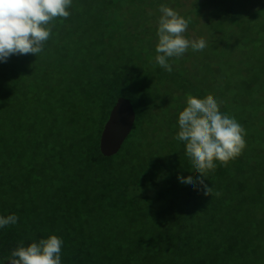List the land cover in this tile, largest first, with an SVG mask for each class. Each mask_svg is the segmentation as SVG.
Listing matches in <instances>:
<instances>
[{
    "label": "trees",
    "instance_id": "trees-1",
    "mask_svg": "<svg viewBox=\"0 0 264 264\" xmlns=\"http://www.w3.org/2000/svg\"><path fill=\"white\" fill-rule=\"evenodd\" d=\"M162 4L208 45L170 58L171 73L155 61ZM69 11L38 56L0 61V216L19 217L0 228V264L51 235L61 264H264V0H73ZM229 54L237 77L223 74ZM189 94H212L247 132L242 154L205 180L219 197L179 180L199 177L175 138ZM121 97L139 112L105 156Z\"/></svg>",
    "mask_w": 264,
    "mask_h": 264
},
{
    "label": "clouds",
    "instance_id": "clouds-1",
    "mask_svg": "<svg viewBox=\"0 0 264 264\" xmlns=\"http://www.w3.org/2000/svg\"><path fill=\"white\" fill-rule=\"evenodd\" d=\"M73 0H0V61L12 55H39L52 35L54 21L70 17ZM158 20L156 63L172 72L170 58L182 57L189 48L203 51L208 45L204 38L188 39L184 35L191 18L185 19L173 8L160 5ZM179 131L175 137L185 142V152L198 180L180 176L181 183L202 186L205 196L221 195L205 183L217 162L227 165L246 148V130L234 117L220 110V102L212 94L197 98L189 94L186 107L179 113ZM15 214L0 216V228L14 225ZM63 240L57 235L40 239L27 247L21 241L6 260L11 264H61Z\"/></svg>",
    "mask_w": 264,
    "mask_h": 264
},
{
    "label": "water",
    "instance_id": "water-1",
    "mask_svg": "<svg viewBox=\"0 0 264 264\" xmlns=\"http://www.w3.org/2000/svg\"><path fill=\"white\" fill-rule=\"evenodd\" d=\"M135 120L136 112L133 104L127 98H119L101 136V151L105 156L120 151L123 142L132 131ZM5 264H11V261Z\"/></svg>",
    "mask_w": 264,
    "mask_h": 264
},
{
    "label": "rangeland",
    "instance_id": "rangeland-1",
    "mask_svg": "<svg viewBox=\"0 0 264 264\" xmlns=\"http://www.w3.org/2000/svg\"><path fill=\"white\" fill-rule=\"evenodd\" d=\"M180 14V13H179ZM155 18V17H154ZM54 23H55V21H54ZM152 24H153V26H154V28H157V24H158V21L156 22V20H153V22H152ZM202 27H203V25H201ZM203 29H204V27H203ZM87 42H88V40H87ZM221 46H223V47H226V46H224L223 44H221ZM147 48V46H145V47H143L141 50H143V52H144V50ZM230 50H232V49H230ZM91 51H92V49H91ZM190 51V50H189ZM94 52H95V50H94ZM96 53V52H95ZM235 54V56H234V59H236V60H240V61H242V55L241 54H239V53H234ZM138 56H143L142 54L140 55V54H138ZM224 61H225V66H226V70L224 71V75H227V76H230V74L231 75H233L234 77H237V69L236 68H233V69H231L230 70V64H229V62L231 61V55L229 54V55H227L226 57H225V59H224ZM237 66H243V64L241 63V62H239V63H237L236 64ZM230 73V74H229ZM170 93V89H168L167 91H165V94L168 96V94ZM134 105V107L136 108V110H137V112H139V106L135 103V104H133Z\"/></svg>",
    "mask_w": 264,
    "mask_h": 264
}]
</instances>
